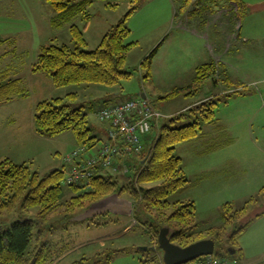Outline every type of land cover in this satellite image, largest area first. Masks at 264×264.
I'll list each match as a JSON object with an SVG mask.
<instances>
[{
    "label": "rangeland",
    "instance_id": "1",
    "mask_svg": "<svg viewBox=\"0 0 264 264\" xmlns=\"http://www.w3.org/2000/svg\"><path fill=\"white\" fill-rule=\"evenodd\" d=\"M197 1L191 0L187 7L182 0H92L88 6L92 18L85 28L88 50L96 49L107 30L138 5L127 21L132 31L128 42H136L128 53L126 64L132 77L113 87L87 83L56 87L47 73H34L33 64L42 45H72L70 26L84 27L83 19L77 16L61 28H55L51 25L55 10L47 1L0 0V72L10 70L11 76L19 78L30 91L26 98L0 105V161L6 158L17 163L32 161L33 169L42 175L66 166L65 156L78 147L74 133L70 130L50 138L46 147L40 149L34 142L35 114L38 102L56 97L69 100L72 93L77 95L75 105L83 106L93 134L100 139L105 138L106 132L97 111L113 96L127 99L146 93L167 119L179 116L175 126L195 121L197 116L186 106L199 102L207 92L223 94L212 78L199 89L195 84V67L209 62L212 50L222 62H227L225 67L233 79L245 83L240 88L232 87L231 91L240 90L241 93L231 96L228 104L220 103L217 111L220 124L229 129L234 142L216 152L199 155L207 140L218 139L215 126L204 124L203 139L177 145L176 154L183 159L190 186L172 194L170 200L195 201L201 228L207 229L221 223L225 203L231 202L235 208H241L250 197H257L259 203L253 205L248 218L252 221L239 239L242 254L238 253L235 259L243 264H264V216L256 218L264 212V191H261L264 187V95L260 92L264 88V73L260 67L264 62V25L243 24V18L239 25L234 23L238 15L227 0H215L219 5L212 9L204 8L203 4L210 6L209 3L199 5ZM252 19L253 16L249 22ZM202 21L211 23L209 40L199 38ZM248 35L252 39L246 42L244 39ZM157 46L151 75L144 79L148 70L142 68V62ZM254 65L257 69L253 71ZM175 88L185 90L168 98ZM192 90L193 94L187 93ZM150 136L156 138L157 131L154 129L146 138ZM100 144L101 141L97 146ZM48 151L51 153L47 154ZM203 170L208 172V178L202 184L195 183L196 171ZM113 174L121 183L126 182L125 174ZM72 195L71 189L64 185L62 201ZM37 212L36 209L27 215L19 211L0 214V225L7 228L21 218L37 220ZM64 215L60 206L36 228V231L42 230L44 239L52 244L54 251L72 250L63 261L57 259L53 264H71L82 256L89 258L87 264H155L143 263V260L153 257L160 262V256L163 257L162 250L159 253L153 249L155 244L148 231L143 226L139 228L132 217L107 213L84 221H67ZM127 228L130 232L124 235Z\"/></svg>",
    "mask_w": 264,
    "mask_h": 264
},
{
    "label": "trees",
    "instance_id": "2",
    "mask_svg": "<svg viewBox=\"0 0 264 264\" xmlns=\"http://www.w3.org/2000/svg\"><path fill=\"white\" fill-rule=\"evenodd\" d=\"M45 1L55 10V16L51 19L53 27L61 28L77 16L83 19L84 27L77 24L70 26L72 45L52 43L42 46L32 67L34 73H47L56 87L83 83L113 87L132 77L126 64L128 53L136 42H128L132 31L127 21L138 7L137 4L107 30L96 49L88 50L85 28L92 18L88 9L92 0ZM182 1L187 7L191 5V0ZM227 1L232 3L233 9L237 8L236 14L242 17L245 13L243 0ZM197 2L199 5L209 3L210 6L203 4L206 9H212L216 3L215 0ZM158 48L159 46L142 62V68L148 70L144 79L151 75L152 60ZM209 78H212L216 85L225 81L226 87H230L228 70L221 62L211 61L198 66L195 77L198 89ZM230 89L222 95L210 93L190 105L187 110L197 118L189 124L175 126V120L179 116L165 119L157 137L146 138L143 152L128 160L129 171L125 174V183H121L118 176L108 170H97L87 185L82 181L68 184V171L74 165H79V161L65 162L66 166L42 175L33 169L32 161L17 163L10 158L1 160L0 214L19 211L27 215L37 209L38 219L21 218L11 222L7 228L0 225V264H53L66 251H54L52 244L44 239L42 230L36 231L39 222L49 219L60 206L63 208L64 217L69 221L90 204L113 193L127 196L134 202L132 218L137 221L139 228L143 226L148 231L152 243L155 244V251L160 253L158 237L161 229L167 227L173 243L184 247L202 239L212 238L216 241V255L238 264L235 257L238 253L242 254L239 239L252 221L248 218L253 205L258 201L257 197H250L241 208H235L231 202L225 203L222 207L221 223L207 229L201 228L195 201L170 200L172 194L189 186L183 159L176 154V146L201 136L204 124L219 125L217 111L220 103H227L231 96L241 93L240 90ZM184 90L175 88L167 96H178ZM187 93L193 94L194 90ZM29 94V89L22 85L19 78L12 77L10 71L0 73V105L17 98H26ZM69 96V100L56 97L37 103L36 131L43 136L55 137L71 130L78 146L84 145L93 149L101 139L93 134L83 106L75 105L77 95L72 93ZM64 185L73 192L65 202L62 201ZM233 250L235 253H232ZM88 261L89 258L82 256L71 264H87ZM147 262L165 264L162 256L160 262L153 257L148 261L143 260V263Z\"/></svg>",
    "mask_w": 264,
    "mask_h": 264
},
{
    "label": "built area",
    "instance_id": "3",
    "mask_svg": "<svg viewBox=\"0 0 264 264\" xmlns=\"http://www.w3.org/2000/svg\"><path fill=\"white\" fill-rule=\"evenodd\" d=\"M98 119L108 127V139L95 150L88 146H78L65 156L66 163L79 161L68 171V184L90 183L97 170L113 173H127L128 160L143 152L148 134L155 129L157 133L162 121L167 117L154 102L146 97L127 98L102 107ZM137 223L136 220H134ZM187 264H235L229 259L212 254L200 257Z\"/></svg>",
    "mask_w": 264,
    "mask_h": 264
},
{
    "label": "crops",
    "instance_id": "4",
    "mask_svg": "<svg viewBox=\"0 0 264 264\" xmlns=\"http://www.w3.org/2000/svg\"><path fill=\"white\" fill-rule=\"evenodd\" d=\"M243 2H244V8H245V13L243 14V16L242 17H240V16H237L238 17V20H236V22H234V23H238V25L241 23V18H243V24H246V22L247 23H249V24H251V25H254V27L255 26H258V25H260V27H261V25H264V0H243ZM214 5H219L217 2L216 3H214ZM237 10V8L235 9V12H237L236 11ZM253 16V19H252V21L251 22H249V20H250V18ZM233 19H234V17H233V15H232V17H231V20L233 21ZM236 19V18H235ZM224 24L225 23H222V27H224ZM242 24V27L244 28V25ZM210 25H211V23H206V22H204V21H202V24H201V31H200V35L201 36H199V38H201V39H207V40H209L210 39V35H209V31L211 30V27H210ZM237 25V26H238ZM242 27H240V29H242ZM259 27V28H260ZM229 29H230V27H229ZM198 31H195V33H197ZM235 34V33H234ZM233 34V35H234ZM160 39H162V37H160L159 39H158V41L160 40ZM252 39V36H250V35H248V37L247 38H245L244 39V41H246V42H248V41H250ZM161 44H162V42H161ZM160 44V45H161ZM159 45V46H160ZM42 46H44V45H42ZM41 46V47H42ZM210 56H211V59H210V61L209 62H211V61H215V62H217L218 61V59H220V62L221 63H227V62H222L221 61V57L219 56V55H217L216 54V52H214V51H212L211 50V54H210ZM242 56V58L244 57V54H242L241 55ZM219 62V61H218ZM205 63H208V62H205ZM202 64H204V63H202ZM224 64V65H225ZM201 65V64H200ZM200 65H198V66H200ZM198 66H196L195 67V72H196V70H197V68H198ZM260 67H261V69H262V72L264 73V62H261L260 63ZM246 69H247V67H246ZM251 69L254 71V70H256L257 69V65H254V66H252L251 67ZM5 71H10V70H5ZM3 72V71H2ZM1 73V72H0ZM195 77H196V73H195ZM228 79H229V81H230V87L228 86V88H232V87H237V88H240V87H243V85H245V83L243 82V81H237L236 79H233V77L230 75V72H228ZM221 83V84H220ZM220 83H218L217 85L215 84V86L217 87V88H221V90L223 91L222 93H225V92H227L228 91V88L225 90V86H226V83H225V81L223 82H220ZM250 83H253V82H250ZM214 84V83H213ZM240 86V87H239ZM261 92V96L262 95H264V88H263V90H261L260 91ZM119 93V92H118ZM117 92H113L112 94H115V95H119ZM211 92H207V94L206 95H208V94H210ZM142 94V93H141ZM140 94V95H141ZM257 94V93H256ZM145 95L147 96V94L145 93ZM205 95V96H206ZM232 97H230L229 98V100H228V102L227 103H225V104H228L229 102H230V99H231ZM19 99V98H18ZM121 100H123V99H121L120 98V96H113V98H112V100H108V101H110V102H108V103H106V105H108V104H112V103H116V102H119V101H121ZM153 100V99H152ZM155 103V102H154ZM190 105H192V104H189L188 106H186V107H189ZM103 107V106H102ZM219 120V119H218ZM218 126L217 125H214L215 126V128H216V131L218 132V139L217 138H214V139H209V140H207L206 142H205V149L204 150H201L200 152H199V155H204V154H206V153H212V152H216V151H218V150H221V149H223V148H225V147H227V146H229V145H231V144H233V142H234V139L230 136V131H229V129L225 126V125H223V124H220V121H218ZM210 125H212V124H210ZM103 128H104V130H105V138H101V142L102 141H105L107 138H108V133H107V129H108V127H107V125H103ZM33 130H34V128H33ZM35 130H36V128H35ZM31 134H32V132H31ZM34 134H36L35 135V138H34V142H36L37 144H39V146H40V149H42V148H45L46 146V142H48L49 140H50V138H53V137H47V136H43V135H40L37 131H36V133H34ZM33 134V135H34ZM204 136H205V132H204V129H203V133H202V135L201 136H199V137H197V138H194V139H191V140H201V139H203L204 138ZM33 137V136H32ZM191 140H188V141H191ZM185 142H187V141H185ZM179 145V144H178ZM177 147V146H176ZM177 150V149H176ZM51 152L50 151H48V153L47 154H50ZM11 159V158H10ZM25 159V158H24ZM27 159H30V157H28ZM13 160V159H12ZM25 162V161H24ZM187 173V172H186ZM196 173L197 174H195V176L196 177H194V175H192L194 178H195V183H204L205 182V180H206V178H208V176H209V174H207L208 172L207 171H205V170H203V171H200V172H198V171H196ZM190 186V185H189ZM188 186V187H189ZM261 191H264V187L262 188V190ZM259 203V201H257L256 202V204H258ZM258 215V216H257ZM256 215V218H259V217H262V216H264V212H262V213H260V214H257ZM255 218V217H254ZM124 232H125V234L124 235H126V234H128L129 233V229L127 228V229H125L124 230ZM123 234L121 235V237L123 236ZM103 237H105V236H103ZM119 236H117V238H118ZM116 239V238H115ZM67 251V250H66ZM70 251H72V250H68L67 252H65L64 254H62L59 258H58V260L60 259V260H64L66 257H67V253H69ZM238 261V260H237ZM238 264H243V263H241L240 261H238L237 262Z\"/></svg>",
    "mask_w": 264,
    "mask_h": 264
},
{
    "label": "water",
    "instance_id": "5",
    "mask_svg": "<svg viewBox=\"0 0 264 264\" xmlns=\"http://www.w3.org/2000/svg\"><path fill=\"white\" fill-rule=\"evenodd\" d=\"M141 96L146 97L145 93H142ZM107 213L132 217L134 202L129 198L122 197L119 193H113L90 204L83 212L72 217L71 220L84 221ZM169 233V228L164 227L158 237L159 248L163 251L165 264H187L200 257L215 253L216 241L212 238L202 239L183 247L173 243ZM153 249L156 250L155 247ZM232 253H235V251L233 250Z\"/></svg>",
    "mask_w": 264,
    "mask_h": 264
},
{
    "label": "bare ground",
    "instance_id": "6",
    "mask_svg": "<svg viewBox=\"0 0 264 264\" xmlns=\"http://www.w3.org/2000/svg\"><path fill=\"white\" fill-rule=\"evenodd\" d=\"M101 145V144H100ZM100 145L96 146V148H98Z\"/></svg>",
    "mask_w": 264,
    "mask_h": 264
}]
</instances>
